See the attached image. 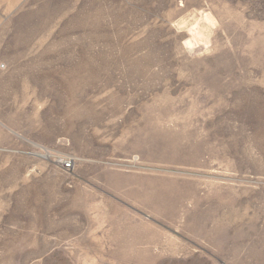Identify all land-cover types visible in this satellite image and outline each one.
Returning <instances> with one entry per match:
<instances>
[{"label":"rangeland","instance_id":"374dc122","mask_svg":"<svg viewBox=\"0 0 264 264\" xmlns=\"http://www.w3.org/2000/svg\"><path fill=\"white\" fill-rule=\"evenodd\" d=\"M0 264H264V0H0Z\"/></svg>","mask_w":264,"mask_h":264},{"label":"built area","instance_id":"2783aa9c","mask_svg":"<svg viewBox=\"0 0 264 264\" xmlns=\"http://www.w3.org/2000/svg\"><path fill=\"white\" fill-rule=\"evenodd\" d=\"M62 163H63V166L66 167V168H70L72 166V162L71 161H64Z\"/></svg>","mask_w":264,"mask_h":264}]
</instances>
